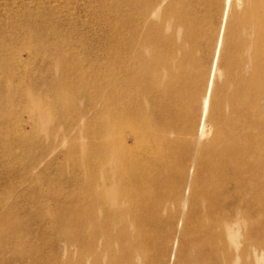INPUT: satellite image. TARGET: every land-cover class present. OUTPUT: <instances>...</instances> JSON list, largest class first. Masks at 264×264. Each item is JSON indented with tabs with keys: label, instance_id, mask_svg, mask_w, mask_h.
I'll return each mask as SVG.
<instances>
[{
	"label": "bare ground",
	"instance_id": "obj_1",
	"mask_svg": "<svg viewBox=\"0 0 264 264\" xmlns=\"http://www.w3.org/2000/svg\"><path fill=\"white\" fill-rule=\"evenodd\" d=\"M113 4L105 62L86 66L67 39H49L54 64L43 79L53 93H33L38 121L6 135L30 148L41 123L53 127L37 159V145L27 150L29 180L63 152L78 170L67 200L64 186L39 180L56 209L42 218L64 233L66 264L74 245L75 264H255L264 253V0ZM204 47L209 72L202 58L190 61ZM56 72L64 79L48 83ZM1 203L0 243L19 241L16 209ZM227 229L242 232V254Z\"/></svg>",
	"mask_w": 264,
	"mask_h": 264
},
{
	"label": "rangeland",
	"instance_id": "obj_2",
	"mask_svg": "<svg viewBox=\"0 0 264 264\" xmlns=\"http://www.w3.org/2000/svg\"><path fill=\"white\" fill-rule=\"evenodd\" d=\"M114 8L113 0H0V110L12 118L10 126L3 116L0 118V205L5 196L7 207L16 209L12 222L18 227L15 231L19 235V241L15 238L1 240L0 264H66L68 245L64 233L53 226V221L42 218L46 211L56 209L45 193L47 181L39 180L52 179L56 188L64 186L63 196L67 200L75 188L78 170L73 169L69 156L63 152L57 158L47 157L46 160L53 161L44 168L43 174L29 180L27 150L37 145V152L34 151L37 159L43 145L52 142L53 127L41 123V131L33 135L35 145L30 148L6 135L9 136V132L13 135L17 128L27 131L29 125L18 127L21 120H30V125L38 121L31 112L29 98L33 93L40 94L47 83L44 74L54 64L51 39H67L75 48L76 56L86 59V66L105 62L109 44L104 37L109 33L110 14ZM221 14V11H212L210 24L216 28V33ZM191 53L190 61L202 58L209 72L212 62L209 50L204 47ZM62 79L64 77L58 72L52 73L48 83ZM223 79L221 75L219 80ZM45 89L46 94L52 95L50 84ZM76 98L79 105L86 101L84 96ZM54 124L57 127L59 122ZM17 186L18 193L14 191ZM226 235L229 246L237 255L242 254V244L237 241L242 232L227 229ZM72 250L75 264L76 245ZM244 257L249 259L247 253ZM255 264H264V253L255 256Z\"/></svg>",
	"mask_w": 264,
	"mask_h": 264
}]
</instances>
